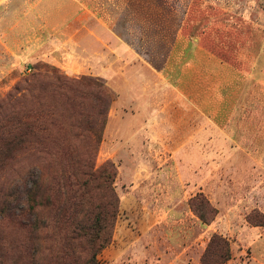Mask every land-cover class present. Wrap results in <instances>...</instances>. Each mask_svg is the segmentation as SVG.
I'll return each instance as SVG.
<instances>
[{
    "label": "rangeland",
    "instance_id": "1",
    "mask_svg": "<svg viewBox=\"0 0 264 264\" xmlns=\"http://www.w3.org/2000/svg\"><path fill=\"white\" fill-rule=\"evenodd\" d=\"M3 42L37 55L0 81V125L42 112L54 148L83 152L55 78L113 95L94 164L114 165L119 202L98 264H201L213 236L225 264H264V0H0ZM37 156L20 151L0 171V264H69L66 230L27 209L30 181L55 170ZM199 196L217 210L209 225L191 208Z\"/></svg>",
    "mask_w": 264,
    "mask_h": 264
},
{
    "label": "trees",
    "instance_id": "2",
    "mask_svg": "<svg viewBox=\"0 0 264 264\" xmlns=\"http://www.w3.org/2000/svg\"><path fill=\"white\" fill-rule=\"evenodd\" d=\"M54 85V95L63 97L66 104L60 107V111L75 118L77 125L83 128V132L74 133L73 138L85 145L84 151L78 152V146L54 148L42 112L23 117L22 113L12 110L0 125V171L23 150L36 152L41 162L48 158L54 160L55 170L49 174L47 183L41 175L30 181L25 191L28 212L32 215L39 209H47L53 215L54 227L67 231L64 233L68 237V253L64 263L98 264L97 255L110 244L119 202L113 187L116 178L114 165L106 162L96 169L94 164L113 95L101 83L87 77L79 80L56 77ZM49 88L43 90L46 92ZM84 99L94 104L90 114L80 102ZM27 178L31 177L28 175ZM201 197L193 199L191 208L203 225H209L217 210ZM78 240L86 244L83 259L73 257L74 244ZM229 260L226 241L213 236L201 264H225Z\"/></svg>",
    "mask_w": 264,
    "mask_h": 264
},
{
    "label": "crops",
    "instance_id": "3",
    "mask_svg": "<svg viewBox=\"0 0 264 264\" xmlns=\"http://www.w3.org/2000/svg\"><path fill=\"white\" fill-rule=\"evenodd\" d=\"M3 46H4L3 50L0 51V81L2 79H6L8 77V75L12 72V68H14V69L21 68L23 62H25L28 59H32V58H34L35 55H37L36 52H35V54L33 53V55H32V53L28 54L25 51L18 52V53L17 52H13L9 48L6 47L7 45L5 44V42H3ZM12 56H15L14 57V63L12 61V59H13ZM134 70L137 71L138 70V66L125 65V67H124V71L129 72L128 74L130 76L133 75ZM129 79L125 78L124 80H127V83L129 84L131 82V80H132V79L131 80H129ZM110 120L111 119H109V123L111 122ZM255 229H257V228L247 229V231L250 232L251 230L253 231ZM261 234H264V230H263V232H261ZM260 257H261V255H260ZM258 258L256 256V254H253V256L251 257V261L248 264H250V263L259 264V259ZM261 259H264V257H261Z\"/></svg>",
    "mask_w": 264,
    "mask_h": 264
}]
</instances>
